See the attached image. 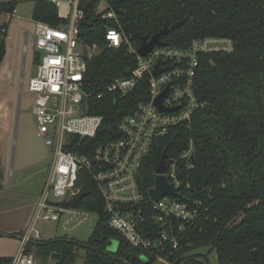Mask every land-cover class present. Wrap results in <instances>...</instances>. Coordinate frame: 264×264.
Returning <instances> with one entry per match:
<instances>
[{
  "label": "trees",
  "instance_id": "obj_1",
  "mask_svg": "<svg viewBox=\"0 0 264 264\" xmlns=\"http://www.w3.org/2000/svg\"><path fill=\"white\" fill-rule=\"evenodd\" d=\"M105 1L115 12L118 26L137 46L180 22V27L161 38L168 47L183 49L193 39L208 36L233 41L231 54L200 57L194 92L206 107L193 114L189 125L174 126L154 141L140 171V185L145 192L153 187L154 171L164 154L168 166L175 163L180 201L198 209L192 223L175 230L177 250L172 255L168 250L164 253L173 264H209L207 256L194 253L202 248L215 252L216 264H264V0ZM16 5L17 0L0 2V13H12ZM32 19L53 27L60 23L55 7L44 0H36ZM109 28L117 26L101 20L92 8L85 10L82 37L101 49L85 59L87 113L102 116L103 121L93 139L65 149L77 154H88V149L118 138V122L148 100L146 80L121 99L104 91L134 67L125 47L106 48L104 35ZM5 33L3 26L0 64ZM38 61L35 55L34 62ZM99 93L102 97L97 99ZM187 151L188 159H180ZM75 187L80 191L71 205L98 214L97 224L83 244L65 237L41 241L38 246H52L46 257L58 253L60 264H76L82 250V264H156L148 252L130 247L108 227L102 201L87 173L78 175ZM146 228L153 234L161 231L150 218ZM110 240L118 244L115 252L106 250ZM7 261L0 259V264Z\"/></svg>",
  "mask_w": 264,
  "mask_h": 264
},
{
  "label": "built area",
  "instance_id": "obj_2",
  "mask_svg": "<svg viewBox=\"0 0 264 264\" xmlns=\"http://www.w3.org/2000/svg\"><path fill=\"white\" fill-rule=\"evenodd\" d=\"M44 1L55 7L60 23L53 27L34 21V49L39 61L35 76L28 81V91L34 94L31 115L36 136L46 148L51 163L30 222L18 236L19 248L2 264H60L50 256L42 261L35 255L38 243L45 241L37 227L40 223H51L54 231H60L66 238L91 215L99 217L71 205L80 191L75 184L82 172L87 173L94 184L108 227L130 247L148 252L156 263L173 264L164 253L168 250L172 255L177 250L175 230L182 231L186 224L192 223L198 209L181 202V196H163L157 202L152 201L148 191L153 187L146 192L142 190L140 171L156 139L165 136L174 126L189 125L193 114L206 107L194 92L200 57L231 54L234 43L229 38L208 36L193 39L183 49L154 47L141 57L137 52L139 46L118 26L116 14L105 0ZM88 8H92L101 20L112 21L117 26L106 29V48L125 47L134 58L129 75L115 78L104 91L121 99L146 80L148 100L139 103L131 114L118 122V138L88 149V154H77L65 149L80 146L84 139H93L103 121L102 116L87 113L89 94L84 84L85 59L98 55L101 50L96 44L86 43L82 37L81 23ZM5 14L10 20L15 10ZM155 67L163 72L154 75ZM167 86L161 104L172 111L160 112L154 100ZM101 97V93L96 94L97 99ZM189 154L190 151L183 153L180 159H188ZM166 167L163 176L179 194L181 183L175 175V163L166 164ZM148 218L161 228L158 234L146 228Z\"/></svg>",
  "mask_w": 264,
  "mask_h": 264
},
{
  "label": "rangeland",
  "instance_id": "obj_3",
  "mask_svg": "<svg viewBox=\"0 0 264 264\" xmlns=\"http://www.w3.org/2000/svg\"><path fill=\"white\" fill-rule=\"evenodd\" d=\"M12 0H0L6 3ZM34 0H17L15 14L7 20L5 13L0 14V26H5V54L0 65L3 73L9 71L11 66V51L16 53L15 68L11 70L13 80V92H0V173L4 170L3 193L0 194V226L9 228L15 221L21 219L26 209L34 211V200L25 198L23 194L33 192L43 187L48 178L51 158L47 156V150L41 140L36 136V128L33 123L31 109L34 94L28 91V81L35 76L37 64L34 56V20L32 19ZM24 181L22 182V180ZM24 192V193H22ZM29 210V211H30ZM98 217L91 215L89 220L73 232L66 235L68 240L78 244L85 243L90 237ZM44 240H55L62 237L60 231H54L51 223H40L37 227ZM10 238V235H8ZM1 241V238H0ZM0 242V252L1 245ZM117 242L110 240L106 245L108 252H115ZM52 246H38L35 255L43 261L49 259L45 253ZM13 255L10 256L12 258ZM208 248H202L194 253L207 256L209 264H216L214 251L208 252ZM76 264H82L83 251ZM160 264V263H156Z\"/></svg>",
  "mask_w": 264,
  "mask_h": 264
},
{
  "label": "water",
  "instance_id": "obj_4",
  "mask_svg": "<svg viewBox=\"0 0 264 264\" xmlns=\"http://www.w3.org/2000/svg\"><path fill=\"white\" fill-rule=\"evenodd\" d=\"M180 23H176L172 25L169 28H164L157 33H155L149 40L143 39L138 47V54L141 57L146 56L148 53H150L154 47H165L167 46L161 38L165 35H168L173 32L174 29L180 27ZM167 70V69H164ZM163 71L157 70V67L154 68L153 74L157 75L160 74ZM169 86H167L164 91L154 100V105L158 108L160 112H171L170 109H165L161 102L162 99L166 96V93L168 91ZM174 111L176 108L173 109ZM167 167H166V161H165V155L163 154L160 158V161L156 165L155 168V177H154V185L153 188L148 191V195L150 199L154 202H157L161 197L163 196H170L174 198H179L180 195L173 189V187L169 184H167L164 174L166 173ZM61 255L58 253H51L50 258L52 260H60Z\"/></svg>",
  "mask_w": 264,
  "mask_h": 264
},
{
  "label": "crops",
  "instance_id": "obj_5",
  "mask_svg": "<svg viewBox=\"0 0 264 264\" xmlns=\"http://www.w3.org/2000/svg\"><path fill=\"white\" fill-rule=\"evenodd\" d=\"M11 52H12L11 66H9V71L7 73H3L2 75H0V92H3V91L7 93L13 92V88H12L13 84H10V83H13V80L11 78V75H12L11 70L15 68V62H16L15 54L16 53H14V51H11ZM1 72H2V69H0V74ZM0 139H2L1 134H0ZM4 180H5V173H4V170H2V172L0 173V194L3 193V190H1V188L4 187V183H3ZM23 181L24 179L22 180V182ZM41 189L33 191V192L29 191L28 193L23 194L24 199L25 198L28 199V197H30L31 200L32 199L34 200L33 202L35 205ZM30 208L26 209L21 219L18 221H15L9 228H3L2 226H0V238H1L0 242L2 243L1 244L2 251L0 252V259H10V256L14 254L17 248H19L18 236L24 231V229L28 226L30 222V219H31ZM8 235H10V238Z\"/></svg>",
  "mask_w": 264,
  "mask_h": 264
}]
</instances>
